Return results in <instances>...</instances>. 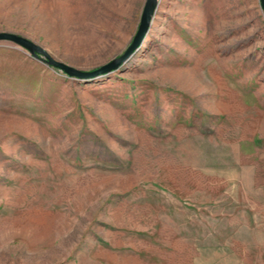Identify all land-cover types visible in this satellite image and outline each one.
<instances>
[{"label": "rangeland", "instance_id": "374dc122", "mask_svg": "<svg viewBox=\"0 0 264 264\" xmlns=\"http://www.w3.org/2000/svg\"><path fill=\"white\" fill-rule=\"evenodd\" d=\"M145 0H0V31L91 70ZM0 264H264L260 0H156L118 69L0 40Z\"/></svg>", "mask_w": 264, "mask_h": 264}, {"label": "water", "instance_id": "95a60500", "mask_svg": "<svg viewBox=\"0 0 264 264\" xmlns=\"http://www.w3.org/2000/svg\"><path fill=\"white\" fill-rule=\"evenodd\" d=\"M260 4L264 12V0H260ZM155 7L156 0H145L137 31L127 48L119 56H116L91 70H82L65 62L54 59L39 44L19 33L0 31V40L6 39L17 43L21 47L26 48L33 56L45 60L48 65L54 66L64 71L69 76L85 79L95 76H102L115 69H118V67L125 63L130 58L132 53L138 48L142 38L148 32Z\"/></svg>", "mask_w": 264, "mask_h": 264}]
</instances>
